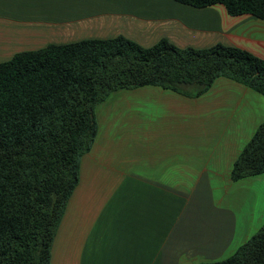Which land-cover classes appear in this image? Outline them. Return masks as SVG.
Masks as SVG:
<instances>
[{
	"label": "crops",
	"instance_id": "1",
	"mask_svg": "<svg viewBox=\"0 0 264 264\" xmlns=\"http://www.w3.org/2000/svg\"><path fill=\"white\" fill-rule=\"evenodd\" d=\"M123 36L144 48L217 44L264 60V19L174 0H0V63L50 45ZM50 264H204L227 259L264 224V173L231 179L264 123V96L220 77L189 98L123 89L96 107Z\"/></svg>",
	"mask_w": 264,
	"mask_h": 264
},
{
	"label": "trees",
	"instance_id": "2",
	"mask_svg": "<svg viewBox=\"0 0 264 264\" xmlns=\"http://www.w3.org/2000/svg\"><path fill=\"white\" fill-rule=\"evenodd\" d=\"M222 5L231 16L264 19V0H174ZM224 77L264 96V60L223 44L144 48L123 36L50 45L0 63V264H50L81 157L97 136L96 107L114 92L157 86L187 97ZM264 173V123L234 163L231 179ZM264 264V224L227 259Z\"/></svg>",
	"mask_w": 264,
	"mask_h": 264
},
{
	"label": "rangeland",
	"instance_id": "3",
	"mask_svg": "<svg viewBox=\"0 0 264 264\" xmlns=\"http://www.w3.org/2000/svg\"><path fill=\"white\" fill-rule=\"evenodd\" d=\"M189 98H192V97H189ZM85 155V154H84Z\"/></svg>",
	"mask_w": 264,
	"mask_h": 264
}]
</instances>
